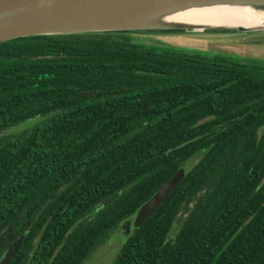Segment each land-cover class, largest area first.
Masks as SVG:
<instances>
[{
	"label": "trees",
	"instance_id": "1",
	"mask_svg": "<svg viewBox=\"0 0 264 264\" xmlns=\"http://www.w3.org/2000/svg\"><path fill=\"white\" fill-rule=\"evenodd\" d=\"M190 159L111 264H264V67L123 33L0 43V260L20 239L10 264H82Z\"/></svg>",
	"mask_w": 264,
	"mask_h": 264
},
{
	"label": "water",
	"instance_id": "2",
	"mask_svg": "<svg viewBox=\"0 0 264 264\" xmlns=\"http://www.w3.org/2000/svg\"><path fill=\"white\" fill-rule=\"evenodd\" d=\"M214 4L250 6L264 10V0H0V43L34 36L183 33L192 30L207 33L232 32L230 33L233 34L232 36L247 34L248 38L264 35V23L258 27H202L201 29L138 23L142 18L170 10ZM233 38L238 37L231 39ZM238 58L255 59L252 56ZM183 176L184 170L179 168L151 198L121 223L114 232L119 245L166 199ZM19 244L20 239L5 250L0 264H10L17 253Z\"/></svg>",
	"mask_w": 264,
	"mask_h": 264
},
{
	"label": "rangeland",
	"instance_id": "3",
	"mask_svg": "<svg viewBox=\"0 0 264 264\" xmlns=\"http://www.w3.org/2000/svg\"><path fill=\"white\" fill-rule=\"evenodd\" d=\"M189 30V29H188ZM232 32L226 33H207L200 30L175 33H131L130 36L137 37L138 41H155L158 44L169 46L171 49L191 53L203 54H226L228 59L242 62L249 65H260L264 67V42L258 44L256 40L264 35L248 38L247 34L232 36ZM231 36V37H230ZM232 37H238L233 38ZM150 45V44H148ZM233 55V56H232ZM257 55L255 59L244 58L239 60L238 57H250ZM45 116L34 117L26 120L14 127L8 128L4 134L18 133L24 131L44 120ZM197 159H190L183 164V170H188L196 163ZM121 225V224H120ZM119 225V226H120ZM118 226V227H119ZM174 226H178L177 222ZM172 229L175 230L172 226ZM173 230L169 237H172ZM116 231V230H115ZM114 231V232H115ZM114 232L108 236L106 241L96 247L90 256L82 264H111L119 250V242L114 237Z\"/></svg>",
	"mask_w": 264,
	"mask_h": 264
},
{
	"label": "bare ground",
	"instance_id": "4",
	"mask_svg": "<svg viewBox=\"0 0 264 264\" xmlns=\"http://www.w3.org/2000/svg\"><path fill=\"white\" fill-rule=\"evenodd\" d=\"M264 10L250 6L214 4L183 7L140 19L141 25H175L201 29L258 27L264 22Z\"/></svg>",
	"mask_w": 264,
	"mask_h": 264
},
{
	"label": "crops",
	"instance_id": "5",
	"mask_svg": "<svg viewBox=\"0 0 264 264\" xmlns=\"http://www.w3.org/2000/svg\"><path fill=\"white\" fill-rule=\"evenodd\" d=\"M262 38H263V39H262ZM262 38H259V39H258V40H256V41L264 42V36H263ZM260 42H259L258 44H260ZM252 57L256 58V57H257V55H254V56H252Z\"/></svg>",
	"mask_w": 264,
	"mask_h": 264
}]
</instances>
